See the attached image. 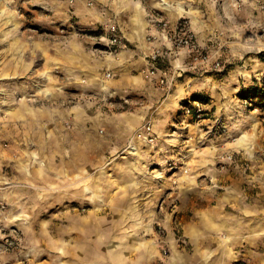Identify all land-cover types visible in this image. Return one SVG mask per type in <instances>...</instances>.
<instances>
[{
	"label": "rangeland",
	"instance_id": "obj_1",
	"mask_svg": "<svg viewBox=\"0 0 264 264\" xmlns=\"http://www.w3.org/2000/svg\"><path fill=\"white\" fill-rule=\"evenodd\" d=\"M110 1L124 27L176 19L145 33L170 88L154 110L112 91ZM245 78L264 87V0H0V264H264V100Z\"/></svg>",
	"mask_w": 264,
	"mask_h": 264
},
{
	"label": "crops",
	"instance_id": "obj_2",
	"mask_svg": "<svg viewBox=\"0 0 264 264\" xmlns=\"http://www.w3.org/2000/svg\"><path fill=\"white\" fill-rule=\"evenodd\" d=\"M111 6L110 8H113L114 10H110V8L105 9L108 13V16L106 17L105 21L111 22L116 21L119 24L120 30H123L124 36H125V42L126 47L124 50H120L119 52L111 51L109 49V55L104 56L102 58V63H104V66L106 69L110 72V77L113 80L112 82V91L119 95L122 98H125V100L132 101V103H138V100H141L139 97H136L135 94H138L140 97L141 95L144 96V104H142V107L136 106L141 109H145L144 106H147V109L154 110L157 108V96L158 98H164V96L167 94L168 90L170 88L166 89H158L159 81L157 77L161 75V73H158L156 75H148L147 71L151 68V65L148 61V54L150 53V50L152 47L158 44H163V38L160 37L156 43H147L146 41V35L145 33L151 32L152 33H161L162 31L158 30V20L166 19L168 21H175L174 18H169L167 15H161L162 18L158 17H151L148 18L143 9L137 10V14L135 16L131 17V20L128 22L126 21L125 27L122 26L121 21H123V9L117 8L116 6H112V2H108ZM147 12V11H146ZM100 16H97L96 18L99 20L103 19V13H99ZM90 19V18H88ZM91 21H88V23ZM115 23V22H111ZM117 24V25H118ZM151 27V29H150ZM128 28H131V31L128 30ZM121 30V31H122ZM146 30V32H145ZM145 36H144V35ZM143 38L144 41L142 40ZM147 43V44H146ZM101 58V57H100ZM248 73L247 78L250 76L253 78L254 74L249 69L246 70ZM245 75V74H243ZM243 77V76H239ZM241 80V79H240ZM252 81V79H251ZM241 82V81H239ZM197 87H199L198 83H194ZM252 83H247L246 78L245 80L242 79V83L240 84V91L245 89L247 91V87L250 88ZM255 85V84H254ZM237 88V87H236ZM176 90V89H175ZM172 95V97L167 98L166 102H169V105L172 109H176L177 107H182L180 98V92L176 91L174 94H169V96ZM185 98H188L185 96ZM138 101V102H135ZM180 101V105L178 104ZM195 101V100H194ZM150 102V104H149ZM155 106V107H154ZM153 107V108H151ZM173 112V111H172ZM162 116H164L163 119H160L161 122L165 121L168 122L169 118H172L173 114L168 113L166 111H163ZM251 204L246 207L247 213H251ZM246 213V214H247ZM239 215V214H237ZM242 216V215H241ZM249 216V215H248Z\"/></svg>",
	"mask_w": 264,
	"mask_h": 264
},
{
	"label": "built area",
	"instance_id": "obj_3",
	"mask_svg": "<svg viewBox=\"0 0 264 264\" xmlns=\"http://www.w3.org/2000/svg\"><path fill=\"white\" fill-rule=\"evenodd\" d=\"M70 4H76V0H69ZM160 23L163 21H159ZM164 26H167L166 22H163ZM104 30L107 32L109 37L107 38V46L111 51L119 52L120 50L124 49L126 47L125 42V36L121 32L119 26L115 23H108ZM173 44L182 48L187 49L188 51H194L195 49V42L193 40V36L188 34L185 30H182L180 33L175 34ZM199 53V51L197 52ZM163 55V52L161 49L156 48L154 49L151 54L148 55V61L151 65V69H149L150 74L156 75L158 72H161L157 67L156 63L158 62L159 58ZM196 60H200L199 57L196 56ZM165 72L162 71V74L160 76L161 82H164L165 79ZM110 76V74H108ZM197 114L198 117L201 118L203 111L201 108H199V104H197ZM187 113L191 112V109L186 110ZM146 133L148 135V140L150 142L154 141L156 139L155 132H153L152 126L146 127Z\"/></svg>",
	"mask_w": 264,
	"mask_h": 264
},
{
	"label": "trees",
	"instance_id": "obj_4",
	"mask_svg": "<svg viewBox=\"0 0 264 264\" xmlns=\"http://www.w3.org/2000/svg\"><path fill=\"white\" fill-rule=\"evenodd\" d=\"M263 88L259 89L258 87H253V88L247 89V91L244 92L242 97L248 100H251L254 98H261L262 100H264V89ZM194 100H201V98L194 97Z\"/></svg>",
	"mask_w": 264,
	"mask_h": 264
},
{
	"label": "bare ground",
	"instance_id": "obj_5",
	"mask_svg": "<svg viewBox=\"0 0 264 264\" xmlns=\"http://www.w3.org/2000/svg\"><path fill=\"white\" fill-rule=\"evenodd\" d=\"M97 215V213H88V215L87 216H96ZM70 216H80V215H75V214H71ZM89 220L88 219H84V220H79V219H75V218H70V223H71V228H72V230L76 227V225L77 224H79V225H85V226H89ZM85 236H88V233H86V235ZM78 246H79V244H78ZM77 246V247H78ZM79 248V247H78Z\"/></svg>",
	"mask_w": 264,
	"mask_h": 264
}]
</instances>
